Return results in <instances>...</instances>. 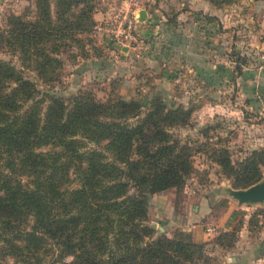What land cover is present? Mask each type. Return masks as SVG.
<instances>
[{"label":"trees","instance_id":"16d2710c","mask_svg":"<svg viewBox=\"0 0 264 264\" xmlns=\"http://www.w3.org/2000/svg\"><path fill=\"white\" fill-rule=\"evenodd\" d=\"M91 11L89 0H35L32 19L8 14L0 27V52L19 64L0 59V264H211L213 246L231 248L234 229L204 243L146 224L145 194L177 191L193 169L189 147L168 132L188 110L151 95L101 101L82 90L64 99L23 74L57 82L60 54L82 46ZM213 159L234 189L264 173V149L233 163L218 148ZM256 215L264 224V203Z\"/></svg>","mask_w":264,"mask_h":264},{"label":"crops","instance_id":"0c3cea01","mask_svg":"<svg viewBox=\"0 0 264 264\" xmlns=\"http://www.w3.org/2000/svg\"><path fill=\"white\" fill-rule=\"evenodd\" d=\"M119 3H107L106 9L96 10L93 14L95 26L101 35L99 42L105 44L107 51L109 71L103 73L102 65L97 62L99 58L94 57L91 71L96 76L117 74L119 93L127 92L123 98H133L144 89L150 96L156 86L175 90L176 86L182 84L183 76L191 79L194 89L198 83L197 88L203 87V90L209 88L210 81L214 80L212 77L229 79L234 82L233 100H242L244 106L264 117V62H254L253 59V63L242 66L241 73L237 75L231 65L234 62L229 59L233 57L225 52L233 43V49L240 55L260 52L259 57L264 59V0H241L235 8L231 7L234 16L228 13L227 7L214 6L208 0H119ZM125 9L133 12L135 18L136 13L142 10L144 17L135 24V40L130 45L116 47L99 26ZM229 33H234L233 41L232 36L229 39ZM108 43H112V46ZM113 57L117 58L118 64L112 63ZM171 81L177 83L173 88L168 86ZM221 86L222 91L230 87L228 84ZM178 97L181 101L189 98L183 91L178 93ZM221 103L224 107L228 105L232 108L229 99ZM171 189L152 194L147 213H150V208L164 215L165 224L171 225H164L165 233L180 225L184 227L182 229L194 231L200 217L209 212L201 210L203 198L198 200L199 207L198 204L193 206V213L189 217L181 212L180 220L176 223L177 219H173L172 213H166L173 205L174 190ZM154 215L156 217L153 216L152 220L157 222L159 215ZM222 223L223 230L231 227L230 218ZM192 236L195 241H201L200 236ZM238 236L233 247L215 252L221 256L218 264H264V232L251 239L249 231L241 229Z\"/></svg>","mask_w":264,"mask_h":264},{"label":"rangeland","instance_id":"374dc122","mask_svg":"<svg viewBox=\"0 0 264 264\" xmlns=\"http://www.w3.org/2000/svg\"><path fill=\"white\" fill-rule=\"evenodd\" d=\"M51 4L54 0H48ZM241 0H231L229 3L222 6L227 7L229 14L234 16V11L231 7L239 3ZM92 5V19L96 10L106 9L107 3H119V0H89ZM35 13V0H0V27L3 25L6 16L8 14L20 15L23 14L25 18L32 19ZM94 21V19H93ZM101 27V26H99ZM101 30V29H100ZM98 28L95 26V21L91 29L82 34V46L76 47L71 45L63 49L60 54L62 60L60 78L57 82L50 83L51 87L40 84L33 78V74L26 69L23 70L25 76L30 77L35 83L38 90H47L54 94L61 96L64 99H68L77 91L88 90L94 93V95L101 101L107 98H120L127 95V92L119 93L117 84L119 83V77L114 73L102 74L96 76L92 69L93 57L99 58L98 63L102 65V72L107 73L109 71V64L107 62V51H105V44H101V35ZM232 36V40H231ZM228 37L231 41L234 40V33H229ZM239 37V36H237ZM230 41V43H231ZM103 45V46H102ZM112 46V43H108ZM117 47V45H115ZM235 45H229L226 55H231V59L234 63L231 64L233 69L235 67L241 68L242 66L250 65L254 62H264V59L259 57L260 52L256 54L237 53L233 47ZM113 56V55H112ZM236 56V57H235ZM254 57V58H253ZM102 58V60L100 59ZM0 59L11 60L15 67L19 68L18 61L15 57L11 56L9 52H0ZM111 59V58H110ZM117 58L113 57L112 63L116 62ZM234 76V75H233ZM210 81L207 90L192 87L191 79L183 76L179 86H176V82H170L168 86L175 85V90H169L171 87L156 86L151 92V97L160 98L167 107L180 105L183 109L188 110L187 122L181 126H174L168 129L174 137L179 139L182 143H185L190 150V162L192 165V171L185 179L183 186L177 191L174 190V200L171 209L168 211L172 213L173 219H177L178 223L179 215L184 212L189 217L193 213V206L198 204V200L204 198L210 206L209 212L200 217V220L195 225L193 230L182 229V225L175 226L169 230V233H165L164 225L170 227L171 225L165 224V217L162 213L156 209L151 210L149 208L148 221L146 224L155 223L156 234H165L171 236L176 230L184 231L193 238L194 236H200L201 242L209 243L215 237H209L205 234V226H212L216 234L224 231L222 228V221H227L230 218L231 227L227 230H235V240L238 239V234L241 229L249 231L251 239L253 236H258V233L264 232V224H261V217L256 215L259 209L262 208L263 203H247L237 204L236 201L228 196L225 192L227 187H231L229 179L226 178L220 167L214 162L213 150L222 148L224 149L231 162L235 163L240 159L248 156L251 151L264 149V117H261L249 107L243 105L242 100L239 102L233 100L234 95V82L233 80L216 79ZM223 84H228L230 87L227 91H222ZM190 88V90H188ZM124 90V89H122ZM147 89L139 91L137 95H134L132 99L144 100L148 97L146 94ZM184 92L188 100L181 101L178 99V93ZM133 94V93H131ZM120 96V97H119ZM231 100L230 108L227 103V107L223 105L224 100ZM234 102H237L233 105ZM216 105H219L218 107ZM260 116V117H259ZM264 178V173L260 179ZM171 189V190H172ZM166 190V189H165ZM145 200L147 195L149 198L146 200L149 204L151 195L145 194ZM200 204V203H199ZM198 204V207H199ZM163 209V208H161ZM154 213H157V222L153 219ZM160 213V214H159ZM232 216V217H231ZM168 220V219H167ZM186 221V220H185ZM156 223L158 225H156ZM175 223V224H176ZM184 223V222H183ZM157 226L162 229L159 230ZM171 232V233H170ZM234 243L232 247L234 246ZM215 247L210 255L213 256V262L211 264H218L221 256L215 254L218 250L225 251L219 247ZM209 248V247H208ZM217 249V250H216ZM70 257H66L65 261H68ZM9 264H12L11 260H8ZM21 264V263H14Z\"/></svg>","mask_w":264,"mask_h":264},{"label":"built area","instance_id":"2783aa9c","mask_svg":"<svg viewBox=\"0 0 264 264\" xmlns=\"http://www.w3.org/2000/svg\"><path fill=\"white\" fill-rule=\"evenodd\" d=\"M136 18L129 9L121 10L108 22L101 26L102 31L114 45H130L135 40L134 27ZM205 234L209 237L216 235L212 226H205Z\"/></svg>","mask_w":264,"mask_h":264},{"label":"water","instance_id":"95a60500","mask_svg":"<svg viewBox=\"0 0 264 264\" xmlns=\"http://www.w3.org/2000/svg\"><path fill=\"white\" fill-rule=\"evenodd\" d=\"M144 17V12L141 10L136 13V21L142 20ZM125 48L123 47L122 50ZM226 194L233 198L237 204H247V203H262L264 202V178L259 181L245 187L234 189L232 187H227L225 190ZM149 198L147 195L146 200ZM149 227L154 228L155 223H149ZM159 230L162 228L157 226Z\"/></svg>","mask_w":264,"mask_h":264}]
</instances>
